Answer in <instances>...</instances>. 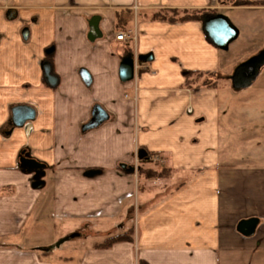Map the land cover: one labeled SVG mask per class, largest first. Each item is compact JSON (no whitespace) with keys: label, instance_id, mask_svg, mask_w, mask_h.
Wrapping results in <instances>:
<instances>
[{"label":"crops","instance_id":"0c3cea01","mask_svg":"<svg viewBox=\"0 0 264 264\" xmlns=\"http://www.w3.org/2000/svg\"><path fill=\"white\" fill-rule=\"evenodd\" d=\"M247 1L0 0V264H264V164L232 160L237 126L223 76L235 70L204 30L217 14L240 30L245 11L263 7ZM175 10L204 13L158 18ZM128 54L135 76L123 82ZM184 70L218 79L188 86ZM97 104L109 119L83 131ZM17 105L36 110L23 127L11 124ZM140 149L150 161L140 163ZM22 151L43 165L23 166ZM150 155L170 178L141 174L155 167ZM249 219L257 223L246 235L239 224ZM122 234L130 239L99 246Z\"/></svg>","mask_w":264,"mask_h":264},{"label":"rangeland","instance_id":"374dc122","mask_svg":"<svg viewBox=\"0 0 264 264\" xmlns=\"http://www.w3.org/2000/svg\"><path fill=\"white\" fill-rule=\"evenodd\" d=\"M227 1L233 2L234 0ZM245 3L250 6H257L263 3V7L245 11L246 14L252 15L249 16L251 17L249 20L243 17L246 14L242 12V9H237L241 18L245 19V21L239 26L241 34L231 43L229 49H226L229 50L228 59L233 61L228 65L227 71L235 70L237 65L239 66L264 51V0L263 2L253 0ZM191 78L209 83L218 79L214 74L212 76L208 74H192ZM223 78L224 80L229 79V81H225L230 84V92L233 96L229 102L228 110L233 115L237 126L235 133L228 137L231 139V152L234 153L232 160L235 164H264V66L254 81L241 89L232 87L231 74L227 73ZM225 81L221 84L224 85ZM223 149H226V147H223ZM150 157L155 161V164H153L155 170L162 168V166H159L160 156L150 155ZM149 159L148 161H150ZM140 163H143V161L140 160ZM145 165L142 164V170Z\"/></svg>","mask_w":264,"mask_h":264},{"label":"water","instance_id":"95a60500","mask_svg":"<svg viewBox=\"0 0 264 264\" xmlns=\"http://www.w3.org/2000/svg\"><path fill=\"white\" fill-rule=\"evenodd\" d=\"M17 16V11L13 8L7 11V17L14 19ZM204 30L206 35L221 49H228L229 45L235 41L239 34V28L231 21V19L224 14H217L207 16L204 18ZM24 38L29 35V28H24L22 31ZM102 34L99 30L98 18H93L90 21V33L89 38L95 40ZM53 48H49L47 53H51ZM142 61H151L153 54H141L138 57ZM264 66V51L259 55L252 57L246 62L241 63L235 69L232 76V83L234 88L241 89L250 85L254 79L258 76L261 68ZM44 76L50 85L55 86L58 82V77L54 75L52 64L49 60H45L42 64ZM82 80L86 85H90L92 82V76L86 69H81L79 72ZM120 79L123 82L130 81L135 76V58L132 54L126 55L120 64ZM36 116V110L29 105H17L12 108L11 124L14 127H23L28 121L33 120ZM109 119V113L99 104L95 105L92 109V117L89 122L83 125V131L95 128L101 125L103 122ZM148 156L147 151L140 149L138 152V158L144 159ZM22 165L28 167L29 170H38L41 164L36 159L25 156V151H22L21 156ZM123 166H125L123 164ZM91 175L95 172H89ZM42 183L36 182L35 186L40 187ZM256 219L243 220L239 224V230L246 235H250L254 232Z\"/></svg>","mask_w":264,"mask_h":264},{"label":"trees","instance_id":"16d2710c","mask_svg":"<svg viewBox=\"0 0 264 264\" xmlns=\"http://www.w3.org/2000/svg\"><path fill=\"white\" fill-rule=\"evenodd\" d=\"M260 4H263V3H260ZM203 13L204 12L196 13V12H189L188 10H184V11L175 10L172 12H164V13L159 12L158 18H160V19L169 18L171 20H175L176 17H179L182 20L200 19L202 17ZM192 74L201 75V74H211V73H204V72H199V71H194V70H184L183 75L186 78V84L188 86H192L193 84L200 82V81H197V79H192L191 78ZM211 75H213V74H211ZM202 82H204V84H206V85H212V83H209V82H205V81H202ZM148 157H149V155L146 158L142 159V161L147 162L149 159ZM140 172L142 175H144L147 178H156V177L157 178H170L172 175L171 169L167 168V167H162L159 170H155V169H151V168H143V170H142V168H141ZM127 239H130L129 236L127 234H122V235H118V236H114V237L106 239L99 246L100 247H107V246H110L112 243H114L118 240H127ZM139 264H148V263L141 260L139 262Z\"/></svg>","mask_w":264,"mask_h":264},{"label":"built area","instance_id":"2783aa9c","mask_svg":"<svg viewBox=\"0 0 264 264\" xmlns=\"http://www.w3.org/2000/svg\"><path fill=\"white\" fill-rule=\"evenodd\" d=\"M116 38L118 40H126V39H128V36L124 32H118L117 35H116Z\"/></svg>","mask_w":264,"mask_h":264}]
</instances>
